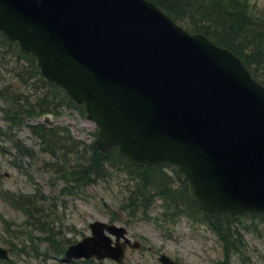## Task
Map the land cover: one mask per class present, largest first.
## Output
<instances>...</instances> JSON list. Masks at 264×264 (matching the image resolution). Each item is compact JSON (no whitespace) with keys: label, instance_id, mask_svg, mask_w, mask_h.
I'll list each match as a JSON object with an SVG mask.
<instances>
[{"label":"water","instance_id":"obj_1","mask_svg":"<svg viewBox=\"0 0 264 264\" xmlns=\"http://www.w3.org/2000/svg\"><path fill=\"white\" fill-rule=\"evenodd\" d=\"M0 30L86 108L100 151L170 165L209 214H264V85L229 49L149 0H0ZM89 227L67 259L119 262L139 246L114 223Z\"/></svg>","mask_w":264,"mask_h":264},{"label":"trees","instance_id":"obj_2","mask_svg":"<svg viewBox=\"0 0 264 264\" xmlns=\"http://www.w3.org/2000/svg\"><path fill=\"white\" fill-rule=\"evenodd\" d=\"M152 1L189 31L207 34L215 43L230 48L242 58L252 75L264 84V7L257 8L252 0ZM7 76L11 77L10 80ZM27 87L30 95L25 97L23 88ZM0 102L3 103V116L9 122L5 131L0 128V136L6 137L18 158L33 156L34 150L21 142L14 133V127L45 112L60 115L65 107L83 112L62 89L46 81L32 55L21 51L17 42L7 39L3 32H0ZM28 125L38 138V153L48 158L45 164L51 175L64 181L61 193L70 194L80 185L109 179L118 172L125 176L127 193L119 206L129 216L139 212L144 215L159 198L163 204L160 211L162 217L180 213L194 222L209 225L226 253L234 251L241 254V229L247 228L241 223L243 218H249L252 232L262 234L264 239V215H210L190 199L181 175L172 169L169 173L165 170L166 166L142 168L127 161L116 150L102 153L90 142L73 138L64 125L47 126L41 121ZM43 199L42 195L32 193L24 196L23 202H18L19 209L25 211L26 224L24 230H20L11 221H3V228L9 235L8 243L46 241L49 251L62 253L65 245L55 241L54 224L48 218L54 212L41 205ZM254 220L260 227L254 225ZM232 233L236 235V243L231 240ZM81 264L95 263L91 260Z\"/></svg>","mask_w":264,"mask_h":264},{"label":"rangeland","instance_id":"obj_3","mask_svg":"<svg viewBox=\"0 0 264 264\" xmlns=\"http://www.w3.org/2000/svg\"><path fill=\"white\" fill-rule=\"evenodd\" d=\"M252 1L257 8L264 7V0ZM7 78L10 80L11 77ZM27 89L28 87L23 88L25 97L30 95ZM62 113L60 118L64 124L68 123L73 137L85 142L94 138L93 133L96 131L94 124L84 118V114L75 108L67 107ZM56 118L59 117L51 115L49 119ZM0 127L3 130L6 127L1 109ZM13 130L24 145L34 148V153L33 156L23 157L13 164L12 161L15 160L13 151L6 138L0 136V220L3 218L11 221L18 229L24 230L25 215L22 210L16 208V203L23 202L24 196L33 193L37 196L42 195L44 199L41 205L48 206L54 212L48 218L54 224L55 241L65 246L88 235L89 222L109 221L111 218H114L115 223L127 228L130 239L138 240L141 244L139 248H126L122 263L107 258L94 260V263L162 264L157 261V256L159 252H163L179 264H215L219 261L221 262L218 264H264V239L262 234L252 232L249 218L241 219V223L247 227L241 229L243 241L240 247L241 254L234 251L226 253L209 225L193 222L180 213L162 217L160 211L163 204L159 198L144 215L139 212L129 216L127 211L121 210L119 204L127 194L125 176L122 173H114L109 179H99L86 186L80 185L70 194L61 193L64 181L51 175L45 164L48 158L37 152L40 144L31 128H28L27 123H23ZM4 191L8 192V198L3 196ZM254 223L260 227L255 220ZM28 228L31 229V226ZM7 238L8 234H5L0 223V247L11 249L9 259L6 263L3 262L4 264H72L71 261H64L60 253L49 251L47 249L49 243L46 241H34L35 246L25 243L22 245L23 250L16 253L15 245L7 244ZM231 240L236 243V235L233 233Z\"/></svg>","mask_w":264,"mask_h":264},{"label":"bare ground","instance_id":"obj_4","mask_svg":"<svg viewBox=\"0 0 264 264\" xmlns=\"http://www.w3.org/2000/svg\"><path fill=\"white\" fill-rule=\"evenodd\" d=\"M24 53H29L28 51H26V52H24ZM29 54H31V53H29ZM32 55V57L34 58V60H35V64H36V58L33 56V54H31ZM38 65L36 64V67H37Z\"/></svg>","mask_w":264,"mask_h":264}]
</instances>
